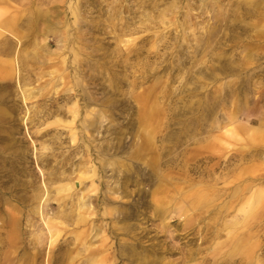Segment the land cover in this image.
I'll return each instance as SVG.
<instances>
[{"label": "rangeland", "instance_id": "rangeland-1", "mask_svg": "<svg viewBox=\"0 0 264 264\" xmlns=\"http://www.w3.org/2000/svg\"><path fill=\"white\" fill-rule=\"evenodd\" d=\"M29 2L0 8L26 21ZM78 2L5 31L0 264H88L94 252L96 264H135L115 253L119 240L164 234L148 201L165 182L172 197L200 185L198 217L176 232L205 241L175 238L191 258L161 249L157 264H244L237 246L248 237L249 264H264V0H81L69 28ZM243 194L257 214L235 238L225 225L248 219Z\"/></svg>", "mask_w": 264, "mask_h": 264}, {"label": "bare ground", "instance_id": "bare-ground-1", "mask_svg": "<svg viewBox=\"0 0 264 264\" xmlns=\"http://www.w3.org/2000/svg\"><path fill=\"white\" fill-rule=\"evenodd\" d=\"M66 1L67 0H31V2L25 5V9H27V11H31V12H27L26 21L21 20V15L17 16L16 14L12 13L9 9L0 8V37H2V39L0 40V53L5 55H10L13 51L12 43L10 42V40H8L7 36L5 35V31L14 33L18 30L20 26L36 25L37 23L40 22V20H47L46 22H48V19L50 21L49 17L51 16L52 13L53 14L55 13V15L58 13L56 11L59 7H65L64 11H66V6H65ZM6 2L9 3V0H0V4ZM35 3H44L45 5H47V8L43 10L34 11L32 8H33V4ZM82 4L84 5V2H81V0H79L78 4H76L75 7H73V5H69L67 7V9H69L71 12L73 11V13L75 14L74 17L75 19L73 23L66 22L67 27L72 28L74 23H76L77 20L76 8L78 9L79 7L82 6ZM17 9L18 8L14 7L13 11H17ZM60 40L62 41L63 39ZM45 45L50 46L51 42L48 40L45 43ZM11 60L12 62L15 61L13 57ZM68 111L71 114L70 120L68 122L72 123L75 120L76 112H77L74 102L70 105ZM143 116L148 117V114H143ZM231 119L232 118H230V120ZM225 131L230 132L231 130L229 128H226ZM73 136H74V132L72 131L71 139H74ZM85 173L86 172H81V174L83 175H80L75 181H73V184L79 186L81 183L82 176H84ZM199 186L195 185L193 187L194 189L191 190L190 192L188 193L184 192L183 194L178 195L176 197H172L170 195L163 196V194L168 192V190L170 189V187H168L167 185V182H165V185L162 187L158 186L152 189L151 197L148 201V204L153 208V215H155L156 217L157 215H159L161 217L160 224L168 227L167 230L164 231L163 235L156 236V234H154L152 236H148L147 233L151 231V228L145 227L141 231L134 233L132 236L129 237V239L119 240V248L116 250L115 253L118 254L120 252L121 254L125 252L124 257L130 263H135V264H157L158 263L157 260L150 257V255L155 254L156 251L161 249L162 250L165 249L170 254L177 252L182 257V259L184 258L185 254L187 255V257L191 258L192 253L188 249H184L183 247H179L178 245H175L174 239L178 238L183 240L185 238L186 240L181 242V244L185 245L187 241H195L198 237L197 233H195L194 230L192 232H187L185 234H178L176 230L189 229L190 223L185 219L186 214H193L195 217H198L196 216L198 214L196 213V211L200 210L199 204L202 202L203 198L206 195H203L202 193L201 196L200 194L195 193L192 196L191 194L193 193L194 190L196 191L198 188L201 190ZM173 187H175V185ZM70 188L71 185L63 184L59 187L58 191L64 192ZM160 190L161 192L159 193L162 194V196L156 197L155 195L156 192ZM85 195H86L85 193H82L81 198L78 199V200H82L81 202L82 205H84L85 202L84 200ZM250 199H252V195L247 196L246 194H243V197H240L238 200V202L241 201L239 205V209L242 210V214H244V216L247 217L248 216L251 217L253 214L255 215L257 214V210L255 208L257 204L248 203V200ZM215 205L212 204L209 206L215 207ZM229 205H231V203H229ZM219 206L223 208L224 204L219 203ZM234 207L235 206H232V212ZM228 211L229 208H224V212H228ZM169 215L170 217L168 218ZM250 217H248V219H244L242 224H240L241 223L240 218H236L233 221H228V223H226L225 225L226 227L230 228V226H236L235 227L236 229H234L233 231L229 230L228 234L233 233L234 234L233 237L235 238L240 233H242V235H249L245 232V229H247L253 223ZM160 224H156V226L159 227ZM261 228L263 227L261 226ZM210 232L212 231L210 230ZM58 234H59L58 230H54L52 232V234L50 235L51 238L50 245L53 244ZM189 235H192V237L189 238ZM157 238H162V239L158 241H154V239ZM198 238L200 239L201 242L205 241L204 237L203 238L198 237ZM249 238L250 237H248L246 241L243 240V238H241L238 241V246H237V251H240L241 255L243 256L244 260L242 262H244V264H249L250 262L249 259L251 258L253 248L257 247L255 243H252L251 241L248 240ZM261 246H262L261 252L264 253V246L263 245ZM108 249L110 251L108 254L111 255L113 251L112 246H109ZM97 257H98L97 253L95 252L92 253L91 257L88 258V264H96ZM257 264H259V262Z\"/></svg>", "mask_w": 264, "mask_h": 264}]
</instances>
